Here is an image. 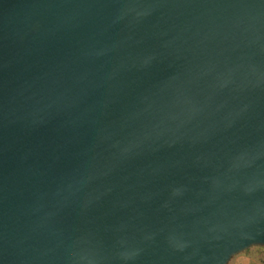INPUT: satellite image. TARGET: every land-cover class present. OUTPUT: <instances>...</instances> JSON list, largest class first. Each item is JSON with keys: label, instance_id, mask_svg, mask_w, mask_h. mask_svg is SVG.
Instances as JSON below:
<instances>
[{"label": "water", "instance_id": "1", "mask_svg": "<svg viewBox=\"0 0 264 264\" xmlns=\"http://www.w3.org/2000/svg\"><path fill=\"white\" fill-rule=\"evenodd\" d=\"M259 247L264 0H0V264Z\"/></svg>", "mask_w": 264, "mask_h": 264}, {"label": "rangeland", "instance_id": "2", "mask_svg": "<svg viewBox=\"0 0 264 264\" xmlns=\"http://www.w3.org/2000/svg\"><path fill=\"white\" fill-rule=\"evenodd\" d=\"M230 264H264V247L253 248L237 255Z\"/></svg>", "mask_w": 264, "mask_h": 264}]
</instances>
